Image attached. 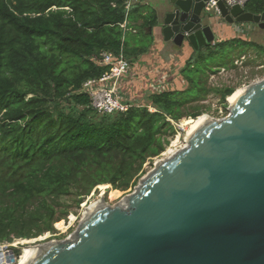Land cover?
<instances>
[{
    "label": "trees",
    "instance_id": "obj_1",
    "mask_svg": "<svg viewBox=\"0 0 264 264\" xmlns=\"http://www.w3.org/2000/svg\"><path fill=\"white\" fill-rule=\"evenodd\" d=\"M128 1L0 0V244L55 234L70 214L67 198L79 207L99 186L135 189L178 131L172 122L200 118L193 105L210 94L228 108L236 89L209 87V74L235 68L234 52H264L240 38L194 51L161 83H148L138 106L99 114L81 89L109 71L100 52H123L132 65L153 44L155 11H128ZM246 11L263 14L264 0H250ZM126 18L129 28L143 21L146 46L121 28Z\"/></svg>",
    "mask_w": 264,
    "mask_h": 264
},
{
    "label": "water",
    "instance_id": "obj_2",
    "mask_svg": "<svg viewBox=\"0 0 264 264\" xmlns=\"http://www.w3.org/2000/svg\"><path fill=\"white\" fill-rule=\"evenodd\" d=\"M208 1L153 0L163 44L198 51L225 24L264 30V13L215 0L216 15L204 11ZM228 112L209 118L122 203L100 201L70 239L39 246L26 264H264V80Z\"/></svg>",
    "mask_w": 264,
    "mask_h": 264
},
{
    "label": "rangeland",
    "instance_id": "obj_3",
    "mask_svg": "<svg viewBox=\"0 0 264 264\" xmlns=\"http://www.w3.org/2000/svg\"><path fill=\"white\" fill-rule=\"evenodd\" d=\"M253 28V25H246L245 32H247V35L249 37L250 42H253L254 44L261 46L264 48V30H257L258 34L250 33L249 30ZM262 33L263 36H259V34ZM141 37L138 39L139 42H144L143 45L146 46L148 43L144 41V32L142 31L140 33ZM246 35V36H247ZM138 36L131 34V38L133 40H136ZM240 51V50H239ZM229 55H227L226 58H228ZM218 55L212 54L211 58H209V66H212V61L217 59ZM211 59V60H210ZM232 59L234 60V67L232 69H226L225 73L219 74H209L208 79V86L211 88H218L222 89L225 87L228 88H235L236 92L240 89H245L246 87L261 82L264 80V52L263 50L255 47V48H247L244 55L242 57H239V52L232 53ZM136 61L132 64V71H134L136 68ZM222 69V68H221ZM220 69V70H221ZM135 72V71H134ZM120 95L124 99H132L133 95L130 92L124 91L122 88L119 91ZM137 104L140 102V100L136 99ZM227 104L229 108L230 100L227 98ZM141 102H143L141 100ZM220 98L217 95L210 94L207 97V100L204 102L195 103L193 106H200L202 110L201 117H208L210 119L215 120H222L226 118L229 115L228 108L225 110L221 103ZM139 105V104H138ZM198 119H186L182 120L179 123H176L174 126L178 129L176 134L174 136H171L169 138V144L166 146V150L161 154V156L153 159L151 162H148L144 166L145 175L142 177V179L150 173L152 170L155 169V166L158 162H161L163 160H166L169 155L168 152L170 149L172 151L181 150L184 148V146L187 145V135L189 134L188 131L197 123ZM187 121L186 123H184ZM141 179V180H142ZM135 189L127 191V192H121L117 191L119 193L117 198H113L111 196V191H113L112 187L102 190L99 187H97L88 197L83 199L82 203L79 207H76L74 205V201L76 200L74 197L67 198L64 200V202L69 205L70 208V214L67 217L66 220H63L57 224H55L54 228L56 230L55 234L47 233L43 235L42 237H39L35 240H15L12 244H5L0 245V248L4 249L6 247H12L14 251L13 255L15 259L21 255V252L23 249H26L28 247H39L41 245H45L51 242H63L67 239H70L74 232L77 230L78 226L80 225L81 221L83 220L85 214L87 213L90 206L93 204H98L100 201L104 200L109 206H116L120 203H122L125 198L132 194ZM116 191V190H115ZM57 226H62V229L59 230ZM10 250V249H9ZM11 251V250H10ZM7 252V251H6ZM17 264V263H14ZM20 264V262H19Z\"/></svg>",
    "mask_w": 264,
    "mask_h": 264
},
{
    "label": "crops",
    "instance_id": "obj_4",
    "mask_svg": "<svg viewBox=\"0 0 264 264\" xmlns=\"http://www.w3.org/2000/svg\"><path fill=\"white\" fill-rule=\"evenodd\" d=\"M135 5L144 7L143 15L148 13V9L156 10L153 0H131V7ZM142 22L143 21L140 20L135 24V27L129 28L128 25L129 31H127V34L139 36ZM151 29L147 30L150 34H152ZM258 29L259 28L257 26H253L249 32L258 34ZM244 30L245 27L242 25H222V27L218 29L217 39L215 42L220 43L222 41H228L236 38L250 41L249 38H247L249 37L247 32ZM261 35L263 36L262 33L259 34V36ZM151 37L153 39V44H151L146 54L138 58L135 67L136 69L134 70L135 72L132 71L131 61H129V74L126 75L120 83V86L124 91L132 93L133 98L131 100L135 101L138 99L140 100L139 103H141V100L143 101L145 99L144 97L149 94V89L151 87L149 88V86H147L148 83L152 82L153 84V82L157 80H159L158 83H161V79L164 80L165 77H169L175 72V70L182 68L194 52L193 48L189 45H185L182 49L174 48L171 45L165 46L161 38L157 36L156 28H153V34ZM167 72H169V75L167 74L165 76Z\"/></svg>",
    "mask_w": 264,
    "mask_h": 264
},
{
    "label": "built area",
    "instance_id": "obj_5",
    "mask_svg": "<svg viewBox=\"0 0 264 264\" xmlns=\"http://www.w3.org/2000/svg\"><path fill=\"white\" fill-rule=\"evenodd\" d=\"M218 1H223L228 8L240 6L242 9L246 10V6L250 0ZM218 1L210 0L206 2L204 11L207 13L213 12L216 15H220V11L217 7ZM130 8L131 0L127 2L128 11H130ZM128 25V20L126 18L125 22L121 25V28L124 30V32L129 31ZM243 26L246 28V25ZM99 59L103 66L109 68V71H106L99 79H91L86 81L81 89V93L86 94L90 98L92 108L99 114H114L118 112L124 113L130 108L138 106L137 102L132 101L131 99H124L119 93L121 90V80L126 75H128L130 71V62L125 57L124 53L121 52L119 55H116L112 52L102 51L99 54ZM225 71L226 69L222 68L218 73L222 74L225 73ZM152 88L157 89L156 91L161 89L158 87L155 88V86H152ZM172 124L175 125L173 122ZM12 251L15 252L12 247H6L5 250L0 248V255L2 253H7L8 259H10L14 253Z\"/></svg>",
    "mask_w": 264,
    "mask_h": 264
},
{
    "label": "bare ground",
    "instance_id": "obj_6",
    "mask_svg": "<svg viewBox=\"0 0 264 264\" xmlns=\"http://www.w3.org/2000/svg\"><path fill=\"white\" fill-rule=\"evenodd\" d=\"M244 91H245L244 88L240 89L234 94V96H232L230 99H228V100H230V104L235 103L243 95ZM208 120H209L208 117H200V119L197 121V123L188 131L189 134L187 135V139L192 133H194L199 127H201V125L206 123ZM177 152H178V150L172 151V149H170V151L168 152L169 157L167 159L171 158ZM99 188L102 189V190H105V189L110 188V186L109 185H106V186L104 185V186H99ZM111 196L113 198H117L118 194L116 192H114V191H111ZM98 204H93L92 206H90L88 211L94 209L96 207V205H98ZM39 250H40V247H28L26 249H23L22 252H21V255L19 257H17V259H15V257H14V261L13 262L8 259V256H7L8 254L7 253H2L0 255V264H12V263L19 264V262H20V264H26L33 257H35L37 255Z\"/></svg>",
    "mask_w": 264,
    "mask_h": 264
}]
</instances>
